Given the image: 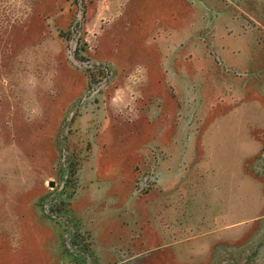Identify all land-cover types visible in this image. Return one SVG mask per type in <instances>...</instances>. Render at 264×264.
Returning <instances> with one entry per match:
<instances>
[{
	"label": "rangeland",
	"instance_id": "obj_1",
	"mask_svg": "<svg viewBox=\"0 0 264 264\" xmlns=\"http://www.w3.org/2000/svg\"><path fill=\"white\" fill-rule=\"evenodd\" d=\"M237 1L0 0V264H264V28ZM161 166L179 253L170 190L138 195Z\"/></svg>",
	"mask_w": 264,
	"mask_h": 264
},
{
	"label": "crops",
	"instance_id": "obj_2",
	"mask_svg": "<svg viewBox=\"0 0 264 264\" xmlns=\"http://www.w3.org/2000/svg\"><path fill=\"white\" fill-rule=\"evenodd\" d=\"M240 2L241 4H239ZM238 11L239 15H244L242 19L250 20V28L245 29L248 23L245 21V25L241 26V32H249L252 29L253 25H260L264 28V1L263 0H238ZM261 21V22H260ZM251 31V30H250ZM254 41V39H253ZM264 41V40H263ZM258 43V42H257ZM161 164L163 165V159L160 160ZM163 167L161 166V172L159 173L156 183L154 187H151L149 190L144 191L143 193L138 194L139 197L145 198L147 200V196H149L152 192H160L165 193L168 189L171 192L168 196L163 195L159 201V206L156 207V226L158 227V234L160 237L159 241L154 244L156 249L164 246L171 245L176 252L183 250L182 242L189 241L191 236L186 233H180L178 230L180 227L187 225L188 217L184 215L181 221V217L177 218V211H176V201L174 196L172 195V189L174 186L175 178L177 179V175L170 172H163ZM151 196V195H150ZM178 202V201H177ZM183 224V225H182ZM148 248H144L142 250H135L128 252V255L125 257V260L131 259L134 257H138L142 254L148 252Z\"/></svg>",
	"mask_w": 264,
	"mask_h": 264
},
{
	"label": "water",
	"instance_id": "obj_3",
	"mask_svg": "<svg viewBox=\"0 0 264 264\" xmlns=\"http://www.w3.org/2000/svg\"><path fill=\"white\" fill-rule=\"evenodd\" d=\"M53 182H52V180L50 181V184H52Z\"/></svg>",
	"mask_w": 264,
	"mask_h": 264
}]
</instances>
